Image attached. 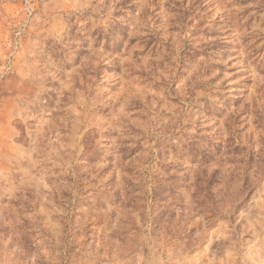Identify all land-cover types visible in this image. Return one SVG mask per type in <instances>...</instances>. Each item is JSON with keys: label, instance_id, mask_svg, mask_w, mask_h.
<instances>
[{"label": "rangeland", "instance_id": "obj_1", "mask_svg": "<svg viewBox=\"0 0 264 264\" xmlns=\"http://www.w3.org/2000/svg\"><path fill=\"white\" fill-rule=\"evenodd\" d=\"M0 264H264V0H0Z\"/></svg>", "mask_w": 264, "mask_h": 264}]
</instances>
